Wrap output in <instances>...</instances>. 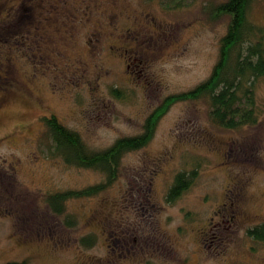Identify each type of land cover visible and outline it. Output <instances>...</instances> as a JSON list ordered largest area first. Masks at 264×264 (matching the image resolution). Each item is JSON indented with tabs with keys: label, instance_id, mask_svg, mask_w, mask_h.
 I'll return each instance as SVG.
<instances>
[{
	"label": "rangeland",
	"instance_id": "374dc122",
	"mask_svg": "<svg viewBox=\"0 0 264 264\" xmlns=\"http://www.w3.org/2000/svg\"><path fill=\"white\" fill-rule=\"evenodd\" d=\"M224 1L0 0V264H264V242L247 234L264 223V77L255 125L225 129L206 99L179 101L107 188L61 214L47 198L106 174L55 155L42 117L92 151L141 133L166 96L210 75L229 22L211 14ZM248 18L264 26V0ZM193 168L167 202L174 175Z\"/></svg>",
	"mask_w": 264,
	"mask_h": 264
},
{
	"label": "trees",
	"instance_id": "16d2710c",
	"mask_svg": "<svg viewBox=\"0 0 264 264\" xmlns=\"http://www.w3.org/2000/svg\"><path fill=\"white\" fill-rule=\"evenodd\" d=\"M250 3L251 0H226L215 7L212 20L226 15L229 22L220 39L218 59L210 75L192 89L166 96L147 116L141 133L120 137L106 149L92 151L84 145L79 134L63 125L55 114L42 117L55 155L63 157L67 164L94 168L106 174V180L99 184L48 195L54 212L61 214L67 199L92 196L107 188L117 177L122 155L148 144L160 119L179 101L206 99L212 122L225 129L258 122L254 81L264 77V26L249 20ZM112 92L117 94L120 90L113 88ZM196 174V168L177 172L166 193V201L177 200L193 183ZM247 234L255 241L264 242V223L249 228ZM4 264L29 263L23 259Z\"/></svg>",
	"mask_w": 264,
	"mask_h": 264
},
{
	"label": "flooded vegetation",
	"instance_id": "af4514ba",
	"mask_svg": "<svg viewBox=\"0 0 264 264\" xmlns=\"http://www.w3.org/2000/svg\"><path fill=\"white\" fill-rule=\"evenodd\" d=\"M90 7H86V9L89 11V12H95L98 10V6H94V5H91V4H88ZM110 18H114V15L113 14H108ZM76 25V24H74ZM74 25H71L70 24V27L72 28ZM101 33L99 32V30H97V28L91 33V38H90V41H91V44L94 45V44H97L98 42L96 41H99V37H100Z\"/></svg>",
	"mask_w": 264,
	"mask_h": 264
}]
</instances>
